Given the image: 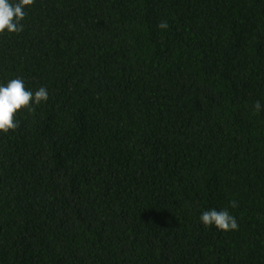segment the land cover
Segmentation results:
<instances>
[{
  "label": "trees",
  "instance_id": "obj_1",
  "mask_svg": "<svg viewBox=\"0 0 264 264\" xmlns=\"http://www.w3.org/2000/svg\"><path fill=\"white\" fill-rule=\"evenodd\" d=\"M25 12L0 86L48 99L0 133V264H264V0Z\"/></svg>",
  "mask_w": 264,
  "mask_h": 264
},
{
  "label": "clouds",
  "instance_id": "obj_2",
  "mask_svg": "<svg viewBox=\"0 0 264 264\" xmlns=\"http://www.w3.org/2000/svg\"><path fill=\"white\" fill-rule=\"evenodd\" d=\"M34 0H18L16 3L10 0H0V34L19 33L23 30L20 23L26 16L25 8L31 6ZM160 29H167L166 21H161L158 25ZM48 91L41 87L34 93L25 88L21 79L10 80L6 85L0 86V133L7 134L18 128V122L15 119L16 113L22 109H31V105H39L47 101ZM262 110V105L256 101L253 105L254 114ZM231 207L236 206L233 201ZM200 223L205 227L214 226L221 232H228L238 228L235 217L230 215L227 210L217 211L215 209L202 212Z\"/></svg>",
  "mask_w": 264,
  "mask_h": 264
}]
</instances>
